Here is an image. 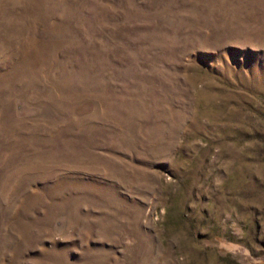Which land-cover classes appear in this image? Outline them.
<instances>
[{"label": "rangeland", "instance_id": "obj_1", "mask_svg": "<svg viewBox=\"0 0 264 264\" xmlns=\"http://www.w3.org/2000/svg\"><path fill=\"white\" fill-rule=\"evenodd\" d=\"M0 264H264V0H0Z\"/></svg>", "mask_w": 264, "mask_h": 264}]
</instances>
